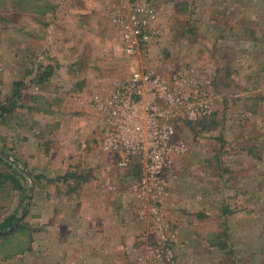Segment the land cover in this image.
<instances>
[{"label":"rangeland","instance_id":"1","mask_svg":"<svg viewBox=\"0 0 264 264\" xmlns=\"http://www.w3.org/2000/svg\"><path fill=\"white\" fill-rule=\"evenodd\" d=\"M147 1L154 8L159 30L149 63L163 74L191 63L208 68V76L213 74L209 78L215 109L206 117L214 116V127L203 131L182 126L177 131L187 143L183 157L195 162L191 163L194 171L187 175L198 177V187L208 192L204 207L208 206L213 217L196 222L212 247L206 246L204 255L221 258L219 264H264V0H190L192 4L180 13L187 18L182 20L174 14L176 0ZM24 15L25 10L5 7L0 0V224L14 216L13 228L22 225L13 233L6 231L8 227L0 235V264H32L27 258H49L50 222L64 219L59 212L74 205L69 202L74 199L59 193L61 188L76 186L63 175L76 170L74 164L69 166L76 141H68L67 133L80 124L83 114L79 111L85 112L80 95L88 86L77 85L78 77L83 74L90 81L99 74L124 77L135 64L120 45L112 47L100 36L93 35V43L82 39V51L73 43L60 49L64 31L56 32L55 50L50 52L65 66L59 76L62 87L36 91L39 71L32 66L37 57L26 55L30 24ZM106 25L105 21L102 29ZM97 31L98 27L93 32ZM74 58L76 69L74 61L70 63ZM223 68L229 70L232 84L227 92H222V86L215 91L217 74L221 77ZM219 83L222 85V78ZM55 98L60 101L50 102ZM51 105V117H45L43 113H49ZM66 144L70 146L64 148ZM36 146L47 148V159L34 156L39 154ZM22 168L38 178H21L18 171ZM6 174L16 181L4 178ZM187 185L183 183L185 188Z\"/></svg>","mask_w":264,"mask_h":264},{"label":"crops","instance_id":"2","mask_svg":"<svg viewBox=\"0 0 264 264\" xmlns=\"http://www.w3.org/2000/svg\"><path fill=\"white\" fill-rule=\"evenodd\" d=\"M30 1H32L30 4L32 6L36 5V3H41L42 5L54 7L53 11L46 8L41 14L32 10L26 11V15L23 16L27 17L30 24L26 49L29 52L26 55L35 54L37 57L36 59L34 58L35 61L32 68L34 67L37 73L39 69L42 70L45 66H49L52 69L48 80L43 82L39 80V73L38 75L36 74L38 79V85L34 87L36 91H43L50 87H62V81L59 82V76L61 77L62 74L60 73L65 69V66L61 64L62 60H58L56 56L54 58V54H51L55 50L52 49V46L54 47L53 42H57L55 40V37H57L55 36L56 32L63 33L64 31L63 35L60 36L61 41L60 46H58L60 49L62 46L65 49V45L72 47L71 45L75 44L78 45L76 47L81 46L82 51V46L84 45L82 39L87 38L93 43L94 36L96 38L100 36L112 47L120 45L122 51L125 52L120 38L123 30L109 17L112 6L117 4L118 0ZM139 1L151 6L147 0ZM174 3H177L176 9L178 10L182 3L186 5V8H188L189 4H192L190 0H176ZM8 7H10V4ZM102 7L105 8L103 10L104 17L100 18L99 16L101 15L99 13H101ZM151 7L153 8V6ZM68 8L71 12L68 11ZM176 9H174L175 17L180 20L184 19L186 16L180 15L182 11L179 12ZM105 21L107 25L102 29ZM96 27H98V31L93 32ZM71 28L72 30L69 31ZM243 31H246L245 28H243ZM71 32L72 36L68 37L67 34H71ZM73 35L75 41L72 40ZM84 35L85 37H83ZM59 48L57 51H59ZM15 52L17 53V51ZM128 58L131 57L128 56ZM133 60L135 64L130 67L131 71L140 63L137 58ZM72 61H74L73 67L75 69L79 67L76 58L70 60V63ZM189 65L194 64L191 63ZM80 67L82 66L80 65ZM222 72L229 73V70L223 68ZM212 75L210 74L211 77ZM127 76L99 74L97 78L91 81L83 74L78 77L77 85L82 86L85 83V87L88 86L85 93L80 95L84 99V108L82 109L85 112L79 111L80 114H83L80 124L68 130L67 133L69 136L68 141L71 139L76 141V148L73 149L75 156L73 162L69 164V166L74 164L76 170L75 172L66 171L63 175V179L67 181L71 178L69 182H74L73 185L76 186L74 188L72 186H67L65 189L61 188L60 192L61 190L63 191L59 193L62 196L66 195L68 199H74L69 201L70 203L73 202L74 205L66 206L59 212L61 215H65L64 219L60 217L57 223L55 221V223L50 222V228L47 233L50 241L46 245L51 256L49 258H27V263L169 264L150 254L149 247L155 244L154 236L151 232L152 225L149 220H141L138 216L140 202L135 197L133 190V184L139 180L140 173L137 158L132 157L125 168L119 166L118 154L102 148L100 133L91 122L98 114L97 109L93 107L92 94L94 92H107L113 80L123 79ZM85 77H87V80H85ZM72 94L78 95V93ZM43 95L45 98L48 96V94ZM74 99L75 96L72 100ZM59 101L57 98L53 99V101L50 100V102ZM50 111H52V105L47 108L49 113H43V115L45 117L50 115L51 117ZM182 139L184 138L182 137ZM68 146L70 144H66L64 148ZM40 147L36 146L37 151L39 149V154L34 155V153L31 156H44L47 159V148L40 150ZM47 162L49 163V161ZM191 163H195L194 158L191 160L189 157H183V155L177 156L173 165L165 173L168 197L165 201L166 208L164 211L176 234L172 245L175 247L176 255L174 264H219L221 258H210L209 255H204V248L210 246V244L208 239L201 236L202 229L196 222H207L213 215L211 210L207 208L208 206L204 207L206 206L208 192L201 191L198 187V177H195L194 174H191L190 177L187 175L189 171L193 170ZM47 166L49 167V165H46V168ZM198 173L200 172L198 171ZM185 175L186 178H184ZM183 183L188 184L187 188L183 186ZM171 203L173 206H168ZM210 249H212L211 246ZM200 251L203 252V256L198 255Z\"/></svg>","mask_w":264,"mask_h":264},{"label":"built area","instance_id":"3","mask_svg":"<svg viewBox=\"0 0 264 264\" xmlns=\"http://www.w3.org/2000/svg\"><path fill=\"white\" fill-rule=\"evenodd\" d=\"M109 17L123 30L125 53L140 63L127 77L113 80L107 92L92 94L98 114L91 122L100 133L102 148L118 154L119 166L125 168L137 158L140 173L133 190L140 202L139 218L152 225L155 244L149 252L173 264L176 234L164 211L165 173L187 151L186 141L177 136L180 122L198 121L215 109L211 78L208 68L189 65L163 74L149 63L159 30L147 3L118 0Z\"/></svg>","mask_w":264,"mask_h":264},{"label":"trees","instance_id":"4","mask_svg":"<svg viewBox=\"0 0 264 264\" xmlns=\"http://www.w3.org/2000/svg\"><path fill=\"white\" fill-rule=\"evenodd\" d=\"M4 1V6L7 7L10 4V7L14 8V9H20V10H25V11H33L36 13L41 14L43 10H45L46 8L48 10H54V7H51L49 5H42L41 3L34 5H30L32 1L30 0H3ZM41 0H37L36 2H40ZM181 7L176 10L180 11H184L186 9V5L184 3H182L180 5ZM181 13V12H180ZM52 72L51 67L49 66H45L42 70L39 69V80L40 81H46L48 80V78L50 77ZM219 77V80H216L214 83V90L216 91V89H220V87L222 86V92H227L230 89V86L232 84V79L230 78V74L229 73H225L222 72V76L220 77L219 74H217ZM222 78V85L219 83V81ZM233 88H235L236 86L233 84L232 85ZM13 104V103H12ZM2 110H5V108H3ZM215 125V119L214 116H209V117H205L202 118L200 120H198L195 124L191 123V122H187L186 120H182L179 124V126L177 127V131L179 130L180 127L184 126H189L192 127L195 126L197 128H199V130H203V131H207V130H211ZM1 158V156H0ZM19 176L23 179H26V177H31V178H35L37 176H31L29 174L28 171H26L25 169H21L20 171H18ZM4 178H9V179H13L14 181H16V178H14L13 176H11L10 174H6L4 176ZM17 188L21 190V187L19 186L18 182H16ZM26 193V190H25ZM26 195V194H25ZM225 212V211H224ZM223 212V213H224ZM16 221V218H14V216H10L8 219H6L3 223L0 224V230H6L8 227H10L12 224H14V222ZM224 227H226L225 222L222 223ZM22 225H16V227L12 228L10 230V233H13L14 231H16V229H19ZM0 235H3V233H1ZM224 228L222 229V246H224Z\"/></svg>","mask_w":264,"mask_h":264},{"label":"water","instance_id":"5","mask_svg":"<svg viewBox=\"0 0 264 264\" xmlns=\"http://www.w3.org/2000/svg\"><path fill=\"white\" fill-rule=\"evenodd\" d=\"M13 226H14V224L11 225L6 231H10V230L13 228ZM6 231H2V230H0V233L6 232Z\"/></svg>","mask_w":264,"mask_h":264}]
</instances>
